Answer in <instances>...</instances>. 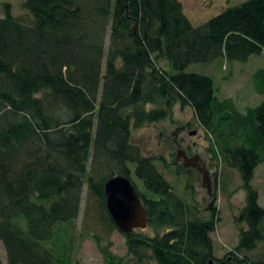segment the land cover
<instances>
[{
    "label": "trees",
    "instance_id": "1",
    "mask_svg": "<svg viewBox=\"0 0 264 264\" xmlns=\"http://www.w3.org/2000/svg\"><path fill=\"white\" fill-rule=\"evenodd\" d=\"M227 5L217 2L195 20L180 0H25L27 21L3 4L5 264H68L63 225L78 217L85 186L87 201L96 202L97 226L118 230L104 196L105 182L115 175L132 181L154 230L152 236L139 229L122 233L138 263L148 256L157 264H264L249 257L264 243V208L251 185L264 161V100L241 113L231 99H219L211 76L188 71L193 64L210 71L264 53V0ZM252 84L264 95V69L255 71ZM176 102L192 109L211 140L209 152L238 171L245 191L239 218L245 228L218 263L210 236L215 208L209 219L194 217L197 211L157 166L160 160L131 141L132 128L164 120ZM92 238L104 264H123L111 242Z\"/></svg>",
    "mask_w": 264,
    "mask_h": 264
},
{
    "label": "rangeland",
    "instance_id": "2",
    "mask_svg": "<svg viewBox=\"0 0 264 264\" xmlns=\"http://www.w3.org/2000/svg\"><path fill=\"white\" fill-rule=\"evenodd\" d=\"M244 1L246 0H180L184 11L195 20L201 19V14L217 2L235 6ZM4 3L11 5L13 16L29 20L24 9L25 0H0L1 17L4 16ZM205 68L206 66L193 64L188 71L211 76L219 99H231L234 107L241 113H244L246 107H255L264 100V95L257 94L252 84V75L255 71L264 69V53L251 56L245 63L234 62L225 65L224 68L210 71H206ZM184 125L187 126V130L183 132L180 128ZM131 141L145 156L160 160L156 164L171 183L174 193L197 211L194 217L209 219L210 209L215 208L217 223L210 234L215 262L218 263V260L233 251L238 243L239 230L245 228L244 223L239 220L245 203V191L241 187L238 171L209 152L211 140L194 119L192 109L181 107L176 102L164 120L132 128ZM178 150H183L188 157L195 154L200 156L210 174L211 195L202 187V177L197 170L189 171L174 164ZM260 153L264 158L263 147ZM135 182L138 189L143 191L142 184L137 180ZM251 185L258 191V204L264 208V161L256 167ZM87 192L85 186L78 217L73 222L63 225L67 234L65 240L69 246L68 264H104L103 256L92 238L95 234L100 237L102 245L111 242L110 251L117 258H121L123 264H157L148 256L138 263L128 252L125 238L119 230L107 231L97 226L99 213L97 209L95 210L96 202L92 199L87 201ZM209 204H212L210 209ZM139 231L146 235H154V230L150 226ZM249 257L253 261L264 259V243H259ZM0 262L5 264V251L1 242Z\"/></svg>",
    "mask_w": 264,
    "mask_h": 264
},
{
    "label": "water",
    "instance_id": "3",
    "mask_svg": "<svg viewBox=\"0 0 264 264\" xmlns=\"http://www.w3.org/2000/svg\"><path fill=\"white\" fill-rule=\"evenodd\" d=\"M175 161L181 162L186 169L197 170L202 177V187L207 189L209 195L212 194L209 171L198 154L188 157L183 150H178ZM104 196L107 211L121 233L129 235L131 231L147 226L149 219L146 208L129 178L115 175L107 180L104 184ZM211 207L212 204H209L208 208Z\"/></svg>",
    "mask_w": 264,
    "mask_h": 264
},
{
    "label": "flooded vegetation",
    "instance_id": "4",
    "mask_svg": "<svg viewBox=\"0 0 264 264\" xmlns=\"http://www.w3.org/2000/svg\"><path fill=\"white\" fill-rule=\"evenodd\" d=\"M180 129H181V131H183V132H184V131H186V130H187V126H185V125H184V126H182Z\"/></svg>",
    "mask_w": 264,
    "mask_h": 264
}]
</instances>
